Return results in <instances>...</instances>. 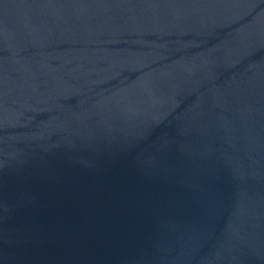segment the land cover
Wrapping results in <instances>:
<instances>
[{
  "label": "water",
  "instance_id": "1",
  "mask_svg": "<svg viewBox=\"0 0 264 264\" xmlns=\"http://www.w3.org/2000/svg\"><path fill=\"white\" fill-rule=\"evenodd\" d=\"M0 264H264V0H0Z\"/></svg>",
  "mask_w": 264,
  "mask_h": 264
}]
</instances>
